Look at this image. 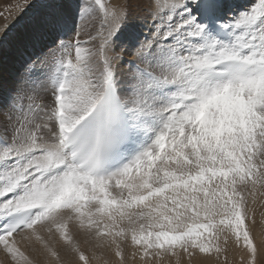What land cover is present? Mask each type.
I'll return each instance as SVG.
<instances>
[{
  "label": "snow or ice",
  "instance_id": "obj_1",
  "mask_svg": "<svg viewBox=\"0 0 264 264\" xmlns=\"http://www.w3.org/2000/svg\"><path fill=\"white\" fill-rule=\"evenodd\" d=\"M131 2L82 6L75 37L38 61L46 83L22 81L0 112V250L12 264H37L26 247L45 264H109L108 251L127 264L130 241L133 259L179 264L231 240L264 264V0L231 16L223 0H151L143 40ZM44 7L40 27L61 32L64 6Z\"/></svg>",
  "mask_w": 264,
  "mask_h": 264
},
{
  "label": "rangeland",
  "instance_id": "obj_2",
  "mask_svg": "<svg viewBox=\"0 0 264 264\" xmlns=\"http://www.w3.org/2000/svg\"><path fill=\"white\" fill-rule=\"evenodd\" d=\"M49 2L50 0H0V112L8 108L17 88L22 86V81H28L29 86L32 81H38L40 84L46 83L51 72L50 65L38 61L47 57L49 51L55 48V44L58 43L59 40L63 39L67 41L73 39L77 26L85 23V21L81 20L80 9L86 3H89L90 0H58V2L64 6L61 10L63 20L62 31L58 33L51 29L41 28V18L49 11V9L44 6ZM125 2L126 0H106V3H108L110 7H120L124 5ZM132 3L129 5L130 20L136 21L134 22L133 30L137 33H142L140 39L143 40L145 37H149L151 33L150 26V29L147 27V31L144 28V24L145 21H147L145 17H149L152 4L146 7L147 10L142 7L144 8L143 13L145 15L143 16L141 13L137 14L136 12L139 9V5L134 2ZM243 10H245V8L240 9V11ZM99 20L100 16L96 13H94L93 17L88 18V22L91 23L93 27L89 31L82 32L80 37L81 40H86L89 32H91V34L95 33V28L99 26ZM148 23L152 24V22ZM54 41L55 43H53ZM96 43L98 44V41ZM117 51L119 52L120 49H117ZM133 51L132 49L124 51L122 53L123 60L119 62V70L125 80H127L129 69L132 67L127 61L133 59ZM42 95H44L46 99H50L48 93H42ZM256 218L259 222V214H257ZM40 230L42 234L44 232L46 233L43 226H40ZM69 230L80 243L81 247L84 245L87 248L89 247V245L85 243V234L79 230L76 222H70ZM260 231L261 228L258 223L255 229L253 228V234L257 242H259L258 233H260ZM57 237L58 236L54 237L55 241ZM17 239H19V236ZM123 246L126 262L128 264L132 251H137V249L131 246L130 241L124 242ZM25 250L31 257L33 253H35V255L39 253L38 251L33 252L31 248L27 247ZM85 251L86 254L91 255L87 250ZM242 255H246L242 247H237L234 242L230 240L227 245V251L221 253L219 259H217V255L214 252L211 254H201L197 252L191 259L188 258L187 254L180 252L179 264H183V262L184 264H192V261L195 262L199 260L201 261L199 262L200 264H207L211 261L215 264H244L241 260ZM0 256V264H12L10 258L6 256L2 250H0ZM225 256L227 257L226 261L224 259ZM114 257V254L108 251L105 252L102 259H106L109 261V264H113ZM141 261L142 260H140V262ZM148 262L149 264H176V258L165 256L162 259ZM257 264H261L260 257H258Z\"/></svg>",
  "mask_w": 264,
  "mask_h": 264
},
{
  "label": "bare ground",
  "instance_id": "obj_3",
  "mask_svg": "<svg viewBox=\"0 0 264 264\" xmlns=\"http://www.w3.org/2000/svg\"><path fill=\"white\" fill-rule=\"evenodd\" d=\"M6 1V0H5ZM132 2H134V3H137L139 6V9H138V11H136L137 12V14H142L143 16H145L144 15V13H143V9L144 8H146V7H148V6H151V4L152 3H150V0H132ZM131 2V3H132ZM5 3V2H4ZM223 3L226 5V12H227V15L228 16H231V15H234L236 12H238V11H240V9L241 8H245V9H247V8H249L251 5H252V3H253V0H223ZM133 4V3H132ZM142 7H144V8H142ZM152 7V6H151ZM230 9V10H229ZM146 10H147V8H146ZM139 12V13H138ZM146 12V11H145ZM233 12H235V13H233ZM136 14V13H135ZM134 15V14H133ZM135 16V15H134ZM140 16V15H139ZM132 18V17H131ZM136 18V17H135ZM134 18V19H135ZM146 19H147V21H145V29L148 31V29H147V27L149 28V26H150V30H152V24H149L148 22H152V20L150 19V16L147 18V16L145 17ZM150 19V20H149ZM139 20V19H138ZM133 22H136V21H133ZM145 32V31H144ZM51 35V34H50ZM130 58H132V57H130ZM121 65V64H120ZM122 66V65H121ZM124 68V67H123ZM124 70V69H123ZM122 71V70H121ZM257 214H259V212H260V207H259V201H258V203H257ZM255 229V228H254ZM259 234V233H258ZM43 235H45V237L47 238V236H48V233L46 232H44L43 233ZM256 236H257V232H256ZM53 239L55 240V238L53 237ZM57 240L55 241L56 242V248L60 251V253H61V256L62 257H64L66 260L67 259H69V256H68V254H66V252H65V247H64V245H63V242L62 241H60L59 240V238L57 237L56 238ZM82 249H85V250H87L88 248L84 245L83 247H82ZM133 252V251H132ZM90 253V252H89ZM31 256V255H30ZM1 257V256H0ZM32 258H34L36 261H37V264H45V261H46V259H47V257H45L44 255H42V254H40V253H38L37 255H35V253H33V255H32ZM138 259H140L139 258V256H137L135 259H133L131 256H130V259L128 260L129 261V263L128 264H145V262L144 261H141L140 262V260H138ZM115 260H116V257H114V261H113V264H114V262H115ZM192 261V260H191ZM182 262V261H181ZM199 262H201L200 260L199 261H195V262H193L192 261V264H200ZM92 264H96V262H92ZM148 264H149V262H148ZM183 264H184V262H183ZM207 264H215L214 262H208Z\"/></svg>",
  "mask_w": 264,
  "mask_h": 264
}]
</instances>
